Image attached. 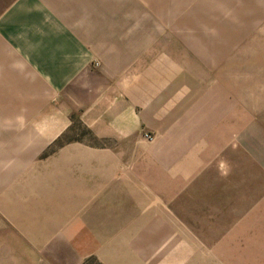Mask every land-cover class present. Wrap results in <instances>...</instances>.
<instances>
[{
	"label": "rangeland",
	"instance_id": "obj_1",
	"mask_svg": "<svg viewBox=\"0 0 264 264\" xmlns=\"http://www.w3.org/2000/svg\"><path fill=\"white\" fill-rule=\"evenodd\" d=\"M13 1L0 0V14ZM88 16L98 60L91 69L104 71L83 99L62 102L65 118L56 105L18 94L19 82L31 81H0V264H155L134 246L139 230L72 229L60 213L72 207L56 205L48 197L55 189L40 182L64 170L82 180L92 169L101 179L102 161L136 158L162 196L171 165L189 162L182 121L193 112L222 121L190 159L202 161L200 176L173 183L175 243L189 239L186 264H264V0H93ZM21 105L38 115L5 117ZM92 151L97 162L83 166Z\"/></svg>",
	"mask_w": 264,
	"mask_h": 264
},
{
	"label": "crops",
	"instance_id": "obj_2",
	"mask_svg": "<svg viewBox=\"0 0 264 264\" xmlns=\"http://www.w3.org/2000/svg\"><path fill=\"white\" fill-rule=\"evenodd\" d=\"M92 1L14 0L0 14V81H31L24 84L19 82L18 94H31L43 99L46 102L43 107L45 109L56 105L59 116L65 118L62 102L66 98L72 101L83 99L87 92L98 85L97 79L92 81L93 77L104 71L102 69L95 74L91 69V65L93 67V63L98 61L95 58L92 21L88 16L92 11ZM30 85L31 88H28ZM122 96L126 97L125 90ZM23 99L25 97H21L19 101ZM138 100L140 98L133 95L132 101ZM27 110L22 106L12 113H6L5 117L25 118L38 115L28 113ZM122 120L119 119V122L126 128V123L123 118ZM133 120H136L135 116ZM187 120L186 124L183 119L182 126L189 129V142L188 146L183 145V149H189L190 159H196L203 145L205 148V135L213 129L215 123L220 124L222 118L207 112H193ZM140 122L139 118L137 125L134 122V132L140 128ZM54 126L53 131L49 130L45 136V143L54 141L68 128L66 121L60 124L62 127ZM19 133L25 134L24 130ZM201 142L204 144L200 145ZM130 145L133 149H138L140 141ZM82 146L91 150L90 147ZM86 155L80 159L83 166L95 165L97 160L93 151ZM190 159L182 167L175 168V164L171 165L169 183H165L164 189L160 187L162 196H158L159 186L152 184L156 179H150L151 175L140 172L139 160L136 158L118 157L102 161L104 168L101 175L97 176L101 179L92 180L95 178L92 169H85L81 173L85 175L82 180L80 179L83 177L63 174L64 170L58 171L59 175L53 179L46 180L48 182L40 183L42 186L48 185L46 188L55 189L48 197L55 199L56 205L63 207L68 204L72 207L66 213L65 210H60L61 214L69 213L67 216H70L72 229L139 230L133 240L134 246L141 254H149L152 262L174 264L180 261L179 263L186 264L194 251L190 248L189 239L180 238L175 243L173 211L169 207L175 199L174 181L190 185L200 176L202 161L198 158L195 161ZM70 161V164L63 165H73L78 160ZM166 178L167 176V182ZM184 189L181 191H185ZM83 207L86 210L85 217H79L76 212H81ZM83 219L89 225H82ZM183 228L190 230L194 227L183 223ZM158 230H166V235L159 237ZM141 231L147 233L143 234ZM199 242L202 245L200 240ZM175 245L181 248L175 249Z\"/></svg>",
	"mask_w": 264,
	"mask_h": 264
},
{
	"label": "built area",
	"instance_id": "obj_3",
	"mask_svg": "<svg viewBox=\"0 0 264 264\" xmlns=\"http://www.w3.org/2000/svg\"><path fill=\"white\" fill-rule=\"evenodd\" d=\"M147 137H149V136H147Z\"/></svg>",
	"mask_w": 264,
	"mask_h": 264
}]
</instances>
